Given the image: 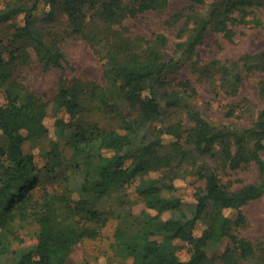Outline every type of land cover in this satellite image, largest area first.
Segmentation results:
<instances>
[{"label":"trees","instance_id":"obj_1","mask_svg":"<svg viewBox=\"0 0 264 264\" xmlns=\"http://www.w3.org/2000/svg\"><path fill=\"white\" fill-rule=\"evenodd\" d=\"M173 1L186 4L166 20L178 39L167 57L165 32H135L126 22ZM44 4L51 6L49 17L57 9L67 14L64 35L39 25ZM263 8L264 0H0V88L7 99L0 105V264H69L75 247L99 239L113 217L112 249L128 264H218L208 244L226 236L223 264L251 258L264 264V247L257 251L241 234L248 225L243 206L264 196V108L249 127L230 129L194 106L198 88L192 79L176 83L172 77L190 64L200 79L218 76L222 88L235 92L244 72L264 73V49L236 61L196 58L210 31L233 40L240 27L264 29ZM68 37L94 49L102 82L66 76L62 44ZM34 60L61 70L51 100L19 73ZM258 87L264 100V77ZM105 115L117 124L102 123L98 117ZM42 139L47 144L37 150ZM26 141L33 143L30 152ZM37 153L50 172L62 170L63 190L38 189ZM253 161L261 170L258 181L236 188V180L223 179L222 173ZM189 176L203 182L191 201L176 185ZM133 182L146 205L140 213L128 207L125 188ZM115 195L117 208L106 204ZM229 209L238 210L235 218ZM200 224L205 228L197 234ZM32 234L36 242L25 244ZM178 239L188 245L189 258L178 254Z\"/></svg>","mask_w":264,"mask_h":264},{"label":"rangeland","instance_id":"obj_2","mask_svg":"<svg viewBox=\"0 0 264 264\" xmlns=\"http://www.w3.org/2000/svg\"><path fill=\"white\" fill-rule=\"evenodd\" d=\"M185 1H173L165 9L147 12L138 18L127 20V25L135 32L150 34L151 32H165L169 41L164 53L167 57L174 54L177 42L175 29L166 24L167 18L175 11L185 6ZM264 13V8L262 9ZM51 11L50 4H44L37 20L40 26L47 31H53L57 34L64 35L68 31V16L65 12L57 9L54 12V17H49ZM205 44L198 48L200 62H211L219 60L222 62L236 61L247 52H258L264 49V29L263 28H247L240 27L238 34L233 40H228L221 33L210 31L207 34ZM63 48L67 55V72L66 76L73 77L77 74L86 79L102 82L103 67L99 56L94 52L90 44L80 38L68 37L63 42ZM24 82L33 90L39 92L46 99L51 100L57 90L61 70L57 67L44 68L37 60L32 61L31 65L21 68L19 72ZM243 80L238 87V90L230 92L221 87L220 78L200 79L198 73L187 64L178 73L172 77L174 82L181 79H192L197 85L198 93L193 97L194 106L202 113V115L217 124L227 125L233 130H243L249 127L258 119L261 110L264 108V100L259 96L258 81L264 77V73L247 74L243 73ZM7 102L5 88H0V105ZM53 103L50 102L47 121L50 126L54 122ZM98 119L102 123L115 125L117 122L111 120L109 116H99ZM187 123V122H186ZM160 125V122H154L153 127ZM168 140H170L168 138ZM46 139H42L35 146L37 150L42 145H46ZM62 147L65 150L66 156L71 157L72 150L64 143ZM34 146L32 141H26L24 150L30 152ZM264 159V152L261 153ZM47 160L37 153L36 163L40 170V182L38 189L46 188L49 190H63L65 182L62 180V170L58 173L50 172L46 168ZM228 173H222L225 181L232 179L236 180L235 187H240L244 184L256 182L261 177L259 164L253 161L249 165H245L237 170H228ZM157 174V173H156ZM202 180L197 176H189L186 179H178L176 185L178 193L185 200L191 201L194 199V192L197 187L202 185ZM137 182H133L126 186V192L132 204L128 205L134 213H140L146 208V205L140 199L136 192ZM115 197L107 200L106 204H112L118 207L115 202ZM243 212L248 218V225L242 229L241 234L250 238L257 246V251L264 247V196L252 200L243 206ZM155 212V211H153ZM232 218L238 214V210L229 209L226 211ZM169 212L163 214L164 218L169 217ZM118 223L117 218H111L108 224L103 228L101 237L97 240H84L79 243L69 257V264H128L124 259L115 255L112 249L114 241V232ZM205 228L204 224H200L196 230L200 234ZM33 232L34 230L31 229ZM32 232V233H33ZM36 235H27L25 244L36 242ZM230 242L228 236L224 237L218 243L209 242L208 254L218 260V264H223L220 256L224 253L227 245ZM178 254L182 259H187L190 256L188 245L182 240H176ZM17 245V244H16ZM220 261V262H219ZM255 258L240 261V264H255Z\"/></svg>","mask_w":264,"mask_h":264}]
</instances>
